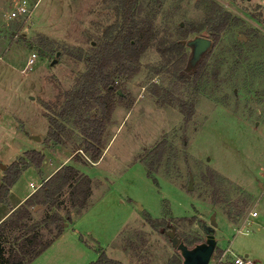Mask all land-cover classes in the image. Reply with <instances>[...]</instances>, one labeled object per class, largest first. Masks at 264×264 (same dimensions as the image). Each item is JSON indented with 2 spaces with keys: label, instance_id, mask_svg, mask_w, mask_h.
Segmentation results:
<instances>
[{
  "label": "rangeland",
  "instance_id": "1",
  "mask_svg": "<svg viewBox=\"0 0 264 264\" xmlns=\"http://www.w3.org/2000/svg\"><path fill=\"white\" fill-rule=\"evenodd\" d=\"M16 1L0 0V162L7 168L29 150L40 151L43 160L21 167L14 195L8 197L9 190L0 203V219L16 197L44 181L51 171L46 158L58 165L66 153L77 154L82 162L70 163L93 180L89 206L80 214L71 209L62 235L31 264H95L102 253L125 264L118 247L129 254V264H175L176 257L182 263L180 251L206 239L213 243L209 264L228 247L264 264V0H133L136 18L153 23L155 45L141 55L135 74L117 79L124 103L112 114L108 151L97 165L76 150L81 138L69 119L59 144L44 139L86 70L87 54L119 30L122 1L28 0L29 16L9 19ZM210 3L229 14L216 42L205 21ZM197 36L212 45L192 72L186 41ZM175 41L182 50L168 52ZM180 76L185 83L173 80ZM178 98L194 102L189 121ZM160 142L164 152L150 177L137 156ZM47 211L35 206L32 217ZM251 211L258 215L247 224ZM145 215L168 219L169 234L145 224L126 229ZM184 217L190 221L179 220ZM241 225L248 234L236 235ZM173 240L182 246L174 248Z\"/></svg>",
  "mask_w": 264,
  "mask_h": 264
},
{
  "label": "trees",
  "instance_id": "2",
  "mask_svg": "<svg viewBox=\"0 0 264 264\" xmlns=\"http://www.w3.org/2000/svg\"><path fill=\"white\" fill-rule=\"evenodd\" d=\"M121 1L122 24L119 30L87 54L86 70L80 75L75 86L66 93L65 102L57 117L50 119L51 127L44 139L46 144L52 141L59 144L62 139L61 132L67 131L65 121L69 119L81 138L76 150L85 154L90 163L98 162L102 157L107 126L111 122L116 106L124 103L117 79L129 78L135 74L139 70L141 55L150 46L155 45L156 35L152 21L136 18V13L132 9L133 0ZM210 4V7L206 8L209 12L205 21L211 27L209 34L216 42L221 32L228 26L229 14L220 6ZM190 31L195 30L190 28ZM156 45L157 50L164 54L162 44ZM168 48V52H180L183 44L178 41L171 42ZM179 63H183V58ZM176 68L174 69V66L171 68L172 75H175ZM178 79L186 82L183 76L173 80ZM193 81L196 86L200 85L198 82H201V78L194 75ZM163 90L166 93L171 91L169 87ZM177 100L184 120L189 121L195 111L194 102L186 103L181 98ZM164 147L165 143L160 142L152 150H145L143 154L137 156L148 176H154V165L159 163ZM71 159L75 162L81 161L77 154ZM42 160L43 154L40 151L29 150L24 153V157L11 162L5 169L0 184V203L5 200L16 182L21 167H26L28 163L39 166ZM92 193L93 180L87 174L71 163L62 164L23 202L11 209L7 217L0 220V264H31L62 234L64 223L71 221V209L75 214H80L89 206ZM38 205L46 206L48 211L35 221L32 217V208ZM179 220L190 221L185 217ZM145 221L152 229L163 234L171 227L168 219H153L145 215ZM220 254L218 251L214 258L218 259ZM95 264L123 263L102 253ZM175 264H181L180 258L176 257Z\"/></svg>",
  "mask_w": 264,
  "mask_h": 264
},
{
  "label": "water",
  "instance_id": "3",
  "mask_svg": "<svg viewBox=\"0 0 264 264\" xmlns=\"http://www.w3.org/2000/svg\"><path fill=\"white\" fill-rule=\"evenodd\" d=\"M186 44L190 47V58H189V68L193 72L196 68V65L201 60L203 55L209 50V48L212 45V41L210 38L204 37V36H197L195 38H192L188 41H186ZM59 52H57L58 55ZM55 63V60L52 62V64ZM35 140H39V136H33ZM0 168L5 170L6 165L0 162ZM191 185H189L188 189L191 190ZM210 222H212L213 225H216V222L214 221V215L211 216ZM67 223H64V226H66ZM211 232H214V228H211ZM171 233V232H170ZM166 234H169L166 232ZM173 246L174 248H180L182 245L180 244V240H173ZM206 243V244H205ZM205 243L202 245H195L192 249L187 251H180L182 263L181 264H208L212 251H213V243L206 239Z\"/></svg>",
  "mask_w": 264,
  "mask_h": 264
},
{
  "label": "built area",
  "instance_id": "4",
  "mask_svg": "<svg viewBox=\"0 0 264 264\" xmlns=\"http://www.w3.org/2000/svg\"><path fill=\"white\" fill-rule=\"evenodd\" d=\"M31 12V6L28 0H17L13 8L9 12V19L25 18L29 16ZM31 188H36L34 183H31ZM41 185V184H40ZM258 215L257 211H251L250 217L254 218ZM247 224L248 221H246ZM241 232V229L237 230ZM254 264L247 256H241L235 254L230 248H226L219 256L218 259L214 260L213 264ZM209 264V263H208Z\"/></svg>",
  "mask_w": 264,
  "mask_h": 264
},
{
  "label": "crops",
  "instance_id": "5",
  "mask_svg": "<svg viewBox=\"0 0 264 264\" xmlns=\"http://www.w3.org/2000/svg\"><path fill=\"white\" fill-rule=\"evenodd\" d=\"M108 151V150H107ZM107 151L105 152L104 151V153H103V155H102V157L100 158V160L98 161V162H95V163H92L93 165H97L98 163H100L101 161H103V159H104V157H105V155L107 154ZM71 158H72V153L71 152H69V153H66V155H65V157H64V159H62V161H59V163H58V165H54L53 164V162H52V159H48V158H46L45 159V161H44V164H47L48 165V167H49V169L51 170L50 171V173H48L47 175H45L44 176V180H46L55 170H57L62 164H68V163H70L71 162ZM33 164H31V166H32ZM30 183V182H29ZM32 191H34V190H32ZM14 191H13V188L11 187L10 188V192H9V194H8V197L10 196V195H14ZM30 194V192L29 191H27V192H24V193H22V194H20V196L19 197H16V202L13 204V206H14V208L15 207H17L21 202H23V200L28 196ZM93 194V193H92ZM257 217V216H256ZM256 217H254V218H256ZM254 218H252V217H250L249 216V219L247 220L248 221V223H251L252 222V220L254 219ZM1 220V219H0ZM68 224H69V222L67 223V225L66 226H64V230H65V227H67L68 226ZM139 224H142V226L140 227L141 229H143L144 227H143V225L145 224L146 226L148 225L147 223H146V221H145V219H144V221H138V222H134L132 225H130V226H127V228L126 229H129L130 227L131 228H133L132 226H134V227H136L137 225H139ZM145 226V227H146ZM150 227V226H149ZM243 227H244V225H241L239 228L237 227V228H235V231H236V235L237 234H248L249 233V229H243ZM151 228V227H150ZM126 229H124V230H126ZM238 229H241V232H238L237 230ZM64 232V231H63ZM62 232V233H63ZM65 234V233H64ZM62 235V234H61ZM60 235V236H61ZM119 249H121V251H122V253H123V255L125 256V258H126V263L125 264H129V254L128 253H126L125 252V250L123 249V248H121V247H118ZM228 248H230V247H228ZM224 251V250H223ZM222 251V252H223ZM221 252V253H222ZM246 256V255H245ZM253 261V260H252ZM253 263H254V261H253ZM255 264V263H254Z\"/></svg>",
  "mask_w": 264,
  "mask_h": 264
}]
</instances>
